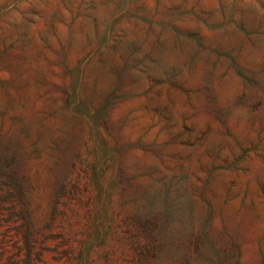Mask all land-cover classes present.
<instances>
[{"label": "rangeland", "instance_id": "374dc122", "mask_svg": "<svg viewBox=\"0 0 264 264\" xmlns=\"http://www.w3.org/2000/svg\"><path fill=\"white\" fill-rule=\"evenodd\" d=\"M0 264H264V0H0Z\"/></svg>", "mask_w": 264, "mask_h": 264}]
</instances>
